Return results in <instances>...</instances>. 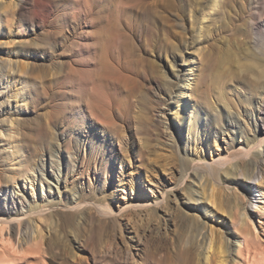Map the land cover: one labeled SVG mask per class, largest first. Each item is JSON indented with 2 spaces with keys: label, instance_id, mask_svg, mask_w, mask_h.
Masks as SVG:
<instances>
[{
  "label": "rangeland",
  "instance_id": "obj_1",
  "mask_svg": "<svg viewBox=\"0 0 264 264\" xmlns=\"http://www.w3.org/2000/svg\"><path fill=\"white\" fill-rule=\"evenodd\" d=\"M38 1L0 0V76L5 83L0 84V89L7 87L3 90L5 96H1V102L5 105L0 106V129L7 128L4 125L7 120H15L16 129L26 138L31 156L39 152L47 158L50 152L57 153V139L62 138L63 133L68 138L65 144L81 138L83 155L84 146L89 145L86 138L99 135L98 129L92 128L94 122L87 117L91 108L86 95L91 92V85L87 83L103 58L95 47L91 55L87 53L86 38L90 35L89 42L92 44L97 39L96 29H106L110 25L106 21H99L102 13L110 12L113 17L111 24L118 20L112 29L116 32L122 29L133 42L128 40L126 49L129 52L124 48L121 55L120 63L124 65L122 67L120 64V72L115 77V83L120 85L119 91L114 95V101L109 102V105L115 104V111L119 115L115 122L118 139L113 145V155L98 173L92 171L75 181L69 178L67 185L78 186L84 197L92 201L109 204L114 213L100 223L94 221L92 216L80 212L78 218L71 219L69 224L78 226L79 223L82 238L92 236L88 241L91 264H114L117 259H121L119 261L122 264H140L145 251L152 249L168 251L164 264H178L172 236L180 233L195 240V229L201 224L194 217L193 210L186 205L190 190L177 184L178 170L182 163L178 149L166 142H158L155 136L149 134L154 118L152 111L155 105L172 100L170 95L173 93L166 87L169 76L186 67L189 70L194 68V77L208 74V102L218 105L225 92L235 109L242 113L243 124L246 123L248 130L249 126L253 129L249 130V134L254 135L252 132L259 120L253 112L255 104L244 99H261L263 89L261 80L258 82L256 77L260 70L256 66L253 69L243 68V65L249 64L251 55L257 58L258 65L264 64V0H248L249 5L238 1L236 6L227 11H221V7L211 10L213 0H145L146 10L140 0L134 3L112 0L111 6L103 10L101 1L100 7H97L95 0H51L49 5ZM130 5H133L131 13L128 10ZM206 9L214 14L212 17L211 13L209 22H205L202 30L201 23L198 24L200 21L194 20L196 17L202 19V12H206ZM243 12L257 20L253 35L244 33ZM123 38L125 36L120 39ZM113 43L117 45L115 41L110 43L113 45L112 51L115 47ZM122 46L125 47L124 44ZM240 63H243L241 65L244 70ZM137 77L139 81L135 79ZM255 84L257 87H254ZM22 89L25 90L24 94L21 93ZM176 91H179L177 86ZM101 97L107 106L103 91ZM195 105L210 112L199 98L195 99ZM107 120L110 119L107 117ZM220 137L219 144L224 148V134ZM2 147L4 145L0 141ZM260 148L258 146L257 150L264 157V146L262 150ZM2 155L1 152L0 184L12 190L15 184L6 178L8 174ZM108 167L112 169L110 173L107 172ZM262 167L264 171V161ZM252 182L255 183V180ZM17 187L26 188L25 191L32 195V184L25 186L20 179ZM162 191L167 197L163 203L155 205L154 201L162 196ZM140 202L149 205L138 206ZM125 208L129 209L124 211ZM195 215L199 216V213ZM5 229L12 231L10 227ZM68 229L71 231L68 230L67 234L72 233L71 237L79 235L74 229ZM15 230L17 237L18 229ZM62 235L64 233L60 234L57 242L58 246L61 244L64 248ZM17 242L19 244V240ZM62 256L59 252L52 257L48 256V260L51 264H71Z\"/></svg>",
  "mask_w": 264,
  "mask_h": 264
},
{
  "label": "bare ground",
  "instance_id": "obj_2",
  "mask_svg": "<svg viewBox=\"0 0 264 264\" xmlns=\"http://www.w3.org/2000/svg\"><path fill=\"white\" fill-rule=\"evenodd\" d=\"M40 1L49 5L51 0H39L38 2ZM95 1L97 7H100L101 1L102 10L108 9L112 2V0ZM136 1L127 0V3ZM140 1L144 3L143 8L146 10L145 0ZM238 1L249 5L250 0H213L210 9L214 11L221 7V11H227V9L236 6ZM131 8L133 5L128 7L129 12ZM93 10L96 9L93 7ZM211 10L201 11L204 13L202 14L203 18L199 20L196 17L194 20V22L200 21L198 24L201 23L200 28L202 30L212 13ZM128 13L126 12V14ZM213 14L214 12L212 17ZM241 16L244 23V33L253 35L257 20L255 21V18L247 12H243ZM99 21H106L110 25L107 28L105 25L106 29H96L97 39L92 44L89 42L91 36L88 35L86 38L87 53L91 55L92 48L95 47L99 55L103 57L101 63L104 61L91 75L90 82L87 83V85H91V92L86 95V100L91 108L87 117L94 122L92 128L98 129L99 135L94 138H86L89 145L84 146L83 155H81V138L78 137L75 142L70 140L69 144H65L68 138L63 133L62 138L57 139V153L50 152L49 157L46 158L45 154L36 152L34 157V155H29L26 138L16 129L15 120H7V124H4L7 128L0 129V141L4 145L0 151L3 154L4 161H2L8 174L6 178L10 183L15 184L12 190L7 185L0 184V264H51L48 256L52 257L59 252L71 264H91L88 241L91 240L92 236L82 238L79 232V223L76 226L69 224V222L71 219H77L80 212L92 216L94 221L100 223H103L109 214L114 213V209L109 204L104 205L92 201L84 197L81 192L82 189L80 190L78 186L70 187L71 185H67L69 178L75 181L92 171L94 173L101 170L103 164L113 155V145L118 139L115 122L119 115L115 111V104L109 105V102L114 101V95H117L119 91L120 85L115 83V77L121 69L120 60L124 48L128 51L126 45L129 44L130 36L126 35L125 31L122 32V29H119L118 32L112 29L118 20L111 24L113 17L110 12L102 13ZM262 25L264 27V21ZM241 26L243 25L241 24ZM208 34L210 35L209 32ZM123 36L125 38L120 39ZM113 41L117 45L113 43L116 48L114 47L112 51L113 45L110 43ZM257 61V58L251 55L249 64L247 63L243 67L241 65L243 63H240L241 69L245 67L253 69L256 66L260 70L256 77H258V82L259 79L261 80V88L263 89L261 99L256 98L255 100L252 97L244 99L250 104H255L253 112L259 120L255 125L254 132H252L254 135L249 134V130L253 131V129L249 126L248 130L246 123L243 124L244 122L241 121L242 113L235 109L232 102L224 94L225 92L222 95L219 93L221 99H219L218 105L214 106L208 102V74H199L194 77L193 74L195 73L192 70L194 68L189 70L186 67L184 70L180 69L177 73L169 76L166 87L173 93L170 95L172 100L167 102L168 104L161 102L153 108L154 118L150 124L149 134L155 136L158 142H166L178 149L182 163L178 170L177 184L190 190L189 201L186 205L193 210L194 217L201 224L199 228L195 229V240L180 235V233L172 236V246L175 248L178 264H264V171L262 170L264 157L257 150L258 146L261 147V150L264 146V64L258 65ZM259 61L262 60L259 59ZM122 70L124 71L125 68ZM244 74L243 76H245ZM252 76L250 75V77ZM256 77L253 78L256 80ZM138 78L135 79L139 81L140 78ZM0 84H5L2 76H0ZM176 86L179 87V91H176ZM5 88L7 87L0 89V106L5 105L1 102V96H5L3 91ZM256 89L259 90V88ZM102 91L105 94L108 107L101 100ZM21 93L24 94L25 90L22 89ZM196 98H199L201 103H205L210 112H206L195 105ZM236 98L238 99V97ZM8 105L11 106V103ZM107 117L110 120H107ZM221 134H224L222 138L226 145L224 148L219 144ZM16 166L20 168L16 169ZM111 170V167L107 168L108 173ZM19 178L25 186L27 184L33 185L32 190L30 189L32 195L25 191L26 188L23 189L22 187L21 189V185L17 187ZM252 180H255V183ZM62 193H65L66 196ZM166 197L167 195L162 191V196L154 201L155 205L163 203ZM147 205L149 204L146 202L138 203V206ZM127 209L129 208H125L124 211ZM196 212L199 213V216L195 215ZM6 227H10L12 231H6ZM15 228L18 229L17 237H15ZM68 228L74 229V232L80 236L71 237L72 233L67 234L70 230ZM20 233L22 234L21 237H19ZM62 233L64 235L61 238L65 241L61 243L64 244V248L61 244L58 246L59 243L57 242ZM17 238H19V244L18 240L16 241ZM168 255V251L165 249L145 251L140 264H164ZM119 260H115L114 264H122Z\"/></svg>",
  "mask_w": 264,
  "mask_h": 264
}]
</instances>
